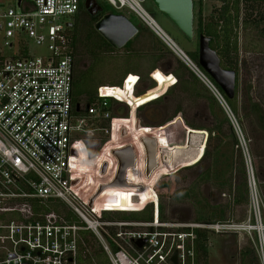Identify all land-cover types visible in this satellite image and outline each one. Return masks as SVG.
I'll use <instances>...</instances> for the list:
<instances>
[{
  "label": "built area",
  "instance_id": "1",
  "mask_svg": "<svg viewBox=\"0 0 264 264\" xmlns=\"http://www.w3.org/2000/svg\"><path fill=\"white\" fill-rule=\"evenodd\" d=\"M106 1L118 11L128 8L150 26L222 104L244 151L247 214L243 219L213 221L162 219L157 194L156 200L143 206H153L152 220H124L114 214L136 210H121L115 193L94 198L93 192L85 193L83 178L78 175L83 153L93 155L88 138L100 129L95 127L98 120L109 122L104 132L111 135L119 116L108 100L118 99L106 92L108 86H101L98 102L81 115L75 113L74 57L67 27L71 19L66 16L78 13L80 0H18L17 7L0 5V264H100L97 255L85 254L91 237L106 264H209L199 240L204 234L210 247V233L247 239L259 263L264 264V198L244 147V133L230 106L146 11L145 0ZM23 35L37 45H46L48 55L29 54ZM2 46L15 49L16 55L5 57ZM50 199L65 202L77 219L70 222L54 212L47 213L44 220L36 219L33 201Z\"/></svg>",
  "mask_w": 264,
  "mask_h": 264
},
{
  "label": "rangeland",
  "instance_id": "2",
  "mask_svg": "<svg viewBox=\"0 0 264 264\" xmlns=\"http://www.w3.org/2000/svg\"><path fill=\"white\" fill-rule=\"evenodd\" d=\"M17 1L0 0V5L4 8L17 7ZM97 1L104 9L115 10L106 0ZM195 1L194 28L196 29L198 3L197 0ZM261 2L264 7V0ZM221 4L222 2L218 0H203V16H217ZM143 7L185 52L190 54L198 50L199 42L196 32L192 40L188 39L166 14L156 8L151 0H145ZM244 11L245 9L242 7L241 17L245 16ZM118 12L125 14L131 21H139L140 26L144 25L147 29L140 36L137 35L132 39L130 46H126L121 50H115L112 47L101 49L102 61L99 62L95 76L102 80V84H107L104 85L108 86L106 92L115 96L116 94L120 95L118 87L122 85L124 75L129 71H133L134 73L126 76L125 80L127 79V81L124 80L123 82V91L129 92L132 90L136 84L134 82L137 81L138 83L140 79L137 88L135 86L136 89L134 88V90L135 94L136 91L144 92L142 95H136L141 98V101L160 97L155 102L137 108V117L134 116L133 109L126 102L113 101L115 116L124 117H117L112 126L111 135L106 132L100 134L102 131L99 129L94 136L88 138L93 155L84 152L82 164L79 167V178H83L84 189L91 190L93 192L92 198H94L98 193L96 191L98 190V184H101L100 186L106 184L117 172L118 167L115 169L114 164L117 158L113 151L130 144L133 146L134 142H137L134 139L139 134L142 141L148 137L155 138L160 148L159 164L153 170L154 176L151 178L153 181L150 182L151 185H146V188L149 189L141 188V185L137 182L132 185L127 180L128 188L114 189L107 187L99 194L100 196L115 193L117 200L122 203L121 210L137 211L144 208V204L149 200H156L158 194L165 219L172 221L204 220L213 211L222 209L225 211L226 218L243 219L247 214L248 203L234 202V187L241 179L240 168L243 162L245 178L248 182L247 166L242 144L240 142L238 145L236 144V132L222 104L216 99L223 111L218 105L212 106V101L208 98L217 97L189 67L201 82H197L195 89L191 84L183 87L177 83L173 86L177 78L175 74H171V71H174L178 66V62L180 60L183 62V60L168 47L165 41L150 26L138 16L135 18L136 16L131 10L125 8ZM77 16H88V14L76 13L66 16V19L74 20ZM148 28L163 42H157L158 47L153 46L151 31ZM23 36L29 54L35 56L48 55L49 50L46 45H37L25 35ZM1 49L2 55L7 58L16 55L15 49H10L7 46H2ZM160 51L164 52V58L159 59L156 56L159 54L157 52ZM81 59L80 64L83 67L89 66L91 63L88 59L84 62V57H81ZM239 60L242 64L240 63L236 95L238 114L234 115L244 133L246 140L244 147L249 151L256 181L260 188V184H264V127L260 124V113L264 114V21L257 29L253 27L245 29L242 27L240 20ZM243 61H246V66H243ZM153 66L155 67L153 68ZM111 84L119 86H109ZM247 92L254 101L260 103L261 108L258 110V114L245 115L244 96ZM108 101L112 102L111 99ZM153 105H155V108L149 110L148 107ZM117 107H125L128 114H117ZM225 118H227V121L223 126L222 133L213 130L217 122ZM138 119L141 124L139 126L137 125ZM185 121L190 122L196 128L204 129L190 128L189 130H193L195 133L207 131L209 134L208 140L211 133L213 138L207 143L209 153L206 154L201 163L185 169L181 168L186 164L178 165L174 169L177 172L172 174L174 170H170V168L173 163L190 157L201 139L200 136H192V147L188 149L189 144L186 145L185 143L187 141H185L187 136ZM99 125L100 122L95 124V126ZM150 126L155 128L151 129ZM133 133L137 135L134 136ZM104 135H108V137L104 138ZM104 139H108L107 142H102ZM137 146H141V144L138 143ZM176 148H180L182 151H177ZM204 148L205 145H203L202 150ZM162 149L176 151V153L163 152ZM139 150L141 151V149ZM142 151H145V149L142 148ZM139 154L141 155V152ZM201 155L198 153L187 164L193 163ZM163 161L170 162L166 168ZM138 162L140 164L141 161ZM104 164L109 166L106 174L99 170L100 166ZM134 172L136 171L134 170ZM130 176H134V173ZM185 178H187L186 184L184 183ZM137 181H140V179L137 178ZM154 182H156V185L153 188ZM231 182L232 189L230 188ZM147 206L150 210L153 208L150 204ZM209 244L211 246L208 247L206 258V262L209 264H236L239 261L241 262L242 254L246 248L256 251L251 244H248L247 239L239 238L238 235L220 236L210 233ZM95 249H98V245L95 238L91 237L85 254L87 253L89 257H92L96 256L98 252H102L101 249Z\"/></svg>",
  "mask_w": 264,
  "mask_h": 264
},
{
  "label": "trees",
  "instance_id": "3",
  "mask_svg": "<svg viewBox=\"0 0 264 264\" xmlns=\"http://www.w3.org/2000/svg\"><path fill=\"white\" fill-rule=\"evenodd\" d=\"M218 1H221L222 4L218 9L217 16H203V0H197L198 16H197V23H196L197 27L195 29L196 36L198 37L200 34H204L208 36L211 39L210 40L211 47L217 51L218 55L221 58L222 66L227 69L236 70L239 76V68H240V63H241V61L239 60L240 20L242 22L243 28L247 29L249 27H253L257 29L259 25L264 21V12H263L264 7L261 2L262 0H218ZM195 4H196V1L194 0V7H195ZM242 7L245 9L244 11L245 16L241 17L240 13H241ZM79 10L80 11L78 14H83V13L88 14L85 8V5H84V0H80ZM106 12L121 13V12H118V10L116 9L115 10L104 9V11L100 13L98 17H91L89 14L88 16H77L75 18L76 25L68 29L69 32H71L70 33L71 47H72V54L74 57L73 104L75 106L74 107L75 113L78 115L85 113L88 107L93 106L94 104L98 102L99 87L107 85V84H102L103 83L102 80L96 78L95 72L99 67V62L102 61L101 49L111 48V46L94 28V22L98 18H100L102 14ZM135 18H137V16ZM132 22L135 23L140 28V32L138 36H140L142 32L146 31L147 28L144 25L140 26L139 21L135 22L133 20ZM151 37L153 40L154 47H158L157 42L163 43L159 39V37L152 31H151ZM130 45H131V42H129L127 46H130ZM157 53H159L156 55L159 59L165 57L164 52L160 51ZM187 54L199 66L201 71L215 84L217 89L221 92L226 102L230 106L233 113L238 114L237 96L234 99H229L225 95L223 90L220 88V86L213 80V78L199 65L198 50L190 54L189 53ZM81 57H84V62L87 59L91 62L89 66H85V67L81 66L80 64L82 60ZM243 64H244L243 66H246V61H243ZM154 67L155 66H153V68ZM171 72H172L171 74H175L177 78L176 83L173 86H175L177 83H179L183 87H186L191 84L193 89H195L196 84H198L197 82L199 81L201 82V80H199V78L181 60L180 62H178L177 68ZM130 73H134V72L129 71L124 75V77L122 78V85L120 87L123 86V82L126 76L129 75ZM238 80H239V77H238ZM109 86H119V85L111 84ZM143 93L144 92L136 91V95H142ZM208 99L212 101V106L218 105V107L223 111L220 104H218L219 101L217 102L216 100L217 98L209 97ZM113 101H117V100H113ZM113 101L111 102L112 105H113ZM244 105H245L244 111L246 112L245 115H249L251 113L258 114V110L261 108L260 103L254 101L252 97L249 96L248 92L244 96ZM77 106H79V110L77 109ZM116 111H117V114L119 113L121 115H124L125 113V109L123 107H117ZM260 114H261L260 124H262V126L264 127V114L262 113ZM134 116L137 117L135 112H134ZM226 121H227V118L219 120L217 122L216 127L213 130H216L218 133H222L223 126L225 125ZM99 122H100V125L95 126V127L100 128V130L102 131L100 134H103L105 133L104 129L109 128V122L105 120H98V122L96 123H99ZM114 123H115V120H114ZM185 123L190 128L204 130L202 128H196L193 124H191L188 121H185ZM136 135L137 134H134V136ZM106 136L108 137V135H104V138ZM136 138L134 139V141H137V142L136 143L134 142V145H133L135 149V154H136V165L128 169V173L125 179L130 181L132 185L136 184L137 182L141 185V188L149 189V188H146V185L148 184L151 185L150 182L153 181L151 180V178L154 176V174H153V171L151 172L150 175L146 174V171H145L146 158H147L146 147H144V143L142 139L140 138L139 134L136 136ZM212 138H213V135L211 133L208 141L210 142ZM107 140L104 139L102 142H107ZM235 142L238 145V139L236 136H235ZM138 143H140L141 146H137ZM142 148L145 149V151H142ZM139 149H141V151ZM139 152H141V155L139 154ZM207 153H209V151L206 150V154ZM139 160L141 161L140 164L138 162ZM114 164H115V169H116L119 164L118 160ZM134 170L136 172H134ZM176 172L177 171L174 170L172 174ZM133 173H134V176L131 177L130 175ZM240 174L242 175L240 176L241 179L238 182L236 181L237 184L234 187V190H235L234 202L248 203L249 189H248V184L245 178L244 162L241 164ZM137 178H139L140 181H137ZM155 183L156 182H154L153 184V188L156 185ZM230 186H231L230 188L232 189L233 188L232 182L230 183ZM260 190L264 198V184L263 185L260 184ZM84 191L85 193H89L91 190L89 191V190L84 189ZM32 205H33V209L35 213L37 214L36 219L44 220V216L50 212H54L58 216L64 217L70 222L77 219V217L73 214L72 210L68 208L69 206L62 200L50 199L44 202H39L37 200H34ZM162 209L163 208L160 204V216L162 219H165ZM115 217L124 219V220H140V221L152 220L153 208H151L150 210L149 206H146L145 208H142L137 211L117 212ZM219 219H226L225 211L223 209L213 211V213L206 216L203 221H213V220H219ZM201 236L202 237L199 240L200 248H201L203 257L207 258L208 248L205 242L206 236H204V234ZM97 256H98V263L106 264L107 259L101 252H98ZM241 264H260L258 261V257L256 256V253L253 249L246 248V250L242 254Z\"/></svg>",
  "mask_w": 264,
  "mask_h": 264
},
{
  "label": "water",
  "instance_id": "4",
  "mask_svg": "<svg viewBox=\"0 0 264 264\" xmlns=\"http://www.w3.org/2000/svg\"><path fill=\"white\" fill-rule=\"evenodd\" d=\"M156 8L166 14L169 19L174 23V25L188 38H194V0H151ZM20 3V0H19ZM85 8L91 16L96 17L103 12V7L99 4L97 0H85ZM72 22H67V27L71 28ZM95 30L108 42V44L115 50H121L125 48L132 39H134L140 32V28L133 23L125 14L123 13H112L106 12L95 22ZM210 38L204 34L199 36V48H198V63L199 65L213 78V80L220 86L225 95L229 99H234L237 95L238 89V74L236 70L227 69L222 66V61L217 51L214 50L210 45ZM79 110V106H77ZM124 114H128L125 110ZM119 117H124L120 116ZM175 120V119H174ZM173 121V120H172ZM137 125L140 124V120H137ZM187 131V136L185 139L186 145L191 146V137L200 136V141L197 143L196 148L192 151L190 157L184 158L179 162H175V165H183L190 162L194 156L198 153L202 154L203 145H207L208 142V132L203 131V133H195L193 130L185 128ZM143 143L146 147V167L145 171L147 175L159 164V146L157 140L153 137H148L143 139ZM177 151H182L180 148ZM169 152L168 150H164ZM163 151V152H164ZM113 154L118 160V170L114 181L110 184H104L100 186L97 197L102 193L107 187H127L126 182L127 171L132 166L136 165V154L133 146L127 145L123 148L113 151ZM108 164H104L102 167V172L106 173Z\"/></svg>",
  "mask_w": 264,
  "mask_h": 264
},
{
  "label": "flooded vegetation",
  "instance_id": "5",
  "mask_svg": "<svg viewBox=\"0 0 264 264\" xmlns=\"http://www.w3.org/2000/svg\"><path fill=\"white\" fill-rule=\"evenodd\" d=\"M85 1V0H84ZM87 10V9H86ZM80 11V10H79ZM79 11H78V13H79ZM103 11H104V8H103ZM88 12V11H87ZM89 14V13H88ZM90 15V14H89ZM91 16V15H90ZM91 17H94V16H91ZM96 17H98V15L96 16ZM99 19V18H98ZM97 19V20H98ZM96 20V21H97ZM95 21V22H96ZM70 22H72L73 23V25H72V27H74L75 25H76V21H75V19L74 20H70ZM95 22H94V24H95ZM194 33H195V28H194ZM200 36V35H199ZM199 36L197 37V39H198V42H199ZM194 37H195V34H194ZM198 48H199V45H198ZM140 78V77H139ZM139 82H140V79L138 80V83H137V81H135L134 83H136L135 85H134V87L132 88V90H130L129 92H126L125 90L123 91V88L122 87H118V90L120 91V95L118 94H116L115 96L118 98V100H120V101H123V102H126L129 106H130V108L131 109H133V111L136 113V115H137V108H140V107H142V106H144V105H147V104H149V103H151V102H155L154 100H157L159 97H155V98H149V99H145V100H143V101H141V98L139 97V96H136V94H135V90H134V88H135V86H136V88H137V85L139 84ZM135 88V89H136ZM125 89H127V88H125ZM117 92V91H116ZM162 96V95H161ZM155 108V105H153V106H150V107H148V109L149 110H152V109H154ZM124 109H125V107H124ZM171 122V121H170ZM171 125H173V124H171ZM151 127V126H150ZM158 127H160V126H158ZM152 128H155V127H151V129ZM185 128H188V129H190V127H188L187 125H185ZM208 137H209V134H208ZM208 143V142H207ZM206 150H207V145H206V147L204 148V151H203V153H202V155L196 160V161H194L193 163H191V164H186L185 166H183L181 169H185V168H189V167H192V166H196V165H198L199 163H201V161L204 159V157L206 156ZM201 166V165H200ZM181 169H179V170H181ZM164 183V182H163ZM184 183L186 184L187 183V178H185V181H184ZM162 184V183H161Z\"/></svg>",
  "mask_w": 264,
  "mask_h": 264
},
{
  "label": "bare ground",
  "instance_id": "6",
  "mask_svg": "<svg viewBox=\"0 0 264 264\" xmlns=\"http://www.w3.org/2000/svg\"><path fill=\"white\" fill-rule=\"evenodd\" d=\"M114 123V122H113ZM165 149H162V151H164ZM168 150V149H167ZM169 152H173V153H176V151H172V150H168ZM165 152V151H164ZM163 155V154H162ZM164 162V166H165V168L168 166V164L170 163V162H168V161H163ZM175 167H177V165H175V164H173V166L170 168V170H174L175 169ZM80 175V174H79ZM78 175V176H79ZM79 178V177H78Z\"/></svg>",
  "mask_w": 264,
  "mask_h": 264
},
{
  "label": "crops",
  "instance_id": "7",
  "mask_svg": "<svg viewBox=\"0 0 264 264\" xmlns=\"http://www.w3.org/2000/svg\"><path fill=\"white\" fill-rule=\"evenodd\" d=\"M102 253V252H101Z\"/></svg>",
  "mask_w": 264,
  "mask_h": 264
}]
</instances>
